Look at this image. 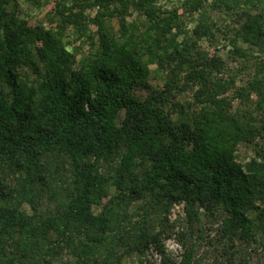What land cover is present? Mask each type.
<instances>
[{"label": "trees", "instance_id": "obj_1", "mask_svg": "<svg viewBox=\"0 0 264 264\" xmlns=\"http://www.w3.org/2000/svg\"><path fill=\"white\" fill-rule=\"evenodd\" d=\"M16 1L0 0V264H201L215 220L220 253L264 240V60L235 88L226 61L197 45L214 35L206 0H182V12L161 0H56L35 25ZM213 1L244 8L238 54H264V0ZM187 11L198 16L183 35ZM154 71L161 86L138 97ZM242 144L255 152L246 162ZM181 203L175 258L165 240Z\"/></svg>", "mask_w": 264, "mask_h": 264}, {"label": "rangeland", "instance_id": "obj_2", "mask_svg": "<svg viewBox=\"0 0 264 264\" xmlns=\"http://www.w3.org/2000/svg\"><path fill=\"white\" fill-rule=\"evenodd\" d=\"M56 0H49L47 3H44L43 0H40V4L34 5L31 2H27L24 0H17L15 2V10L17 14L21 18H25L28 23L31 25L38 24L39 22H45L46 13L52 8L54 2ZM162 4L168 8L177 9L179 12H182L184 7L182 6V0H161ZM213 0H206L203 2L204 6L208 8L209 18L213 20V36L201 41L197 42V45L203 52L208 53L209 55L218 54L221 56L227 64V69L229 70L227 74L235 73L236 74V82L235 88L241 89L243 88L247 81L253 76L258 67L254 65V59L256 56H259L260 59L264 60V54L260 51H257L256 48L253 49L252 55H250L251 49H248L246 52V57H242L238 54V52L234 49L233 42L236 40V32L238 31L239 24L243 17V7L238 6L235 7L234 10L226 8L222 4H215ZM259 10L264 11V1L259 5ZM90 15L94 14V9H88L86 11ZM198 12L187 11L183 13L182 19H184V29L183 35L186 31H190L193 29L195 22L197 21ZM135 16L128 17L129 20L133 19ZM110 26L113 29L118 27L117 20L112 18L109 20ZM47 26V25H45ZM48 27V26H47ZM96 27L91 25V31H95ZM74 35H68L65 37V40L72 41ZM74 47L79 46L80 41H73ZM236 44L239 47L247 48L246 44L241 43L239 40H236ZM73 51V47L70 48ZM77 56L75 58L76 62H78L82 52L88 50L87 44H83L80 48H77ZM257 59V58H256ZM72 67H76L77 65L71 63ZM151 67H155L151 65ZM163 81V75L159 72H152L149 79L137 86L135 88V94L143 98L145 97L152 89L161 86ZM227 94L232 98L233 107L239 106V99L235 95V90L230 89ZM178 96V95H177ZM190 94L184 92L180 95V100H189ZM252 98H256L255 95ZM174 114V113H173ZM240 156V160L242 162L248 161L249 157L254 156L255 152L245 145H239V149L237 152ZM113 191V189H111ZM27 207V206H26ZM134 208V206H132ZM99 208H94L95 212L98 211ZM28 211V209L26 208ZM170 222L174 225L172 228V232L169 233V237L165 240V246L169 252L172 253L175 258H178L183 250L182 242L183 239H179L178 230L183 228V221L186 216L183 211V203L177 204L172 207L171 212L169 214ZM219 222L216 220L212 223H205L204 225V233L200 238V249L199 254L203 255L201 264H264V240H257L256 242H252L250 244H241L238 241H233V243H227L226 247H228L227 252L220 253L217 251L220 249L222 244L219 239H215L213 237L215 234L216 228H218ZM213 237V238H212ZM153 259L159 263V256L153 252ZM67 260V257L64 258V261ZM127 264H135L130 258L126 259ZM140 264V263H138ZM145 264V263H144Z\"/></svg>", "mask_w": 264, "mask_h": 264}]
</instances>
